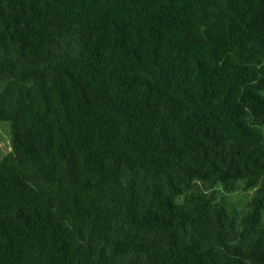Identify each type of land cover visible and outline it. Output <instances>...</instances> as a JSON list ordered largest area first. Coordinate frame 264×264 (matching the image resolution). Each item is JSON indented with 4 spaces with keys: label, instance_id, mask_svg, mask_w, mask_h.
<instances>
[{
    "label": "trees",
    "instance_id": "1",
    "mask_svg": "<svg viewBox=\"0 0 264 264\" xmlns=\"http://www.w3.org/2000/svg\"><path fill=\"white\" fill-rule=\"evenodd\" d=\"M0 120V264H264V0H0Z\"/></svg>",
    "mask_w": 264,
    "mask_h": 264
},
{
    "label": "rangeland",
    "instance_id": "2",
    "mask_svg": "<svg viewBox=\"0 0 264 264\" xmlns=\"http://www.w3.org/2000/svg\"><path fill=\"white\" fill-rule=\"evenodd\" d=\"M264 135V125L261 127ZM11 123L0 120V160L11 151ZM222 187V185H220ZM262 186V184L260 185ZM259 186V187H260ZM258 187V188H259ZM257 188L238 190L231 193H222L226 199L239 211L248 209L254 198ZM264 194V193H263ZM264 217V216H263Z\"/></svg>",
    "mask_w": 264,
    "mask_h": 264
}]
</instances>
